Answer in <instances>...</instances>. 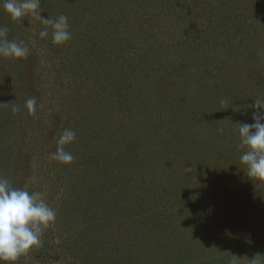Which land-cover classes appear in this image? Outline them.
Masks as SVG:
<instances>
[{"label": "rangeland", "instance_id": "obj_1", "mask_svg": "<svg viewBox=\"0 0 264 264\" xmlns=\"http://www.w3.org/2000/svg\"><path fill=\"white\" fill-rule=\"evenodd\" d=\"M40 8L68 18L69 41L54 44L50 27L41 39L40 21L0 7L4 39L29 50L0 56V178L56 211L42 247L16 264H160L169 252L162 264H264V182L247 177L238 134L264 115V0ZM65 129L76 133L68 165L51 158ZM122 167L136 174L130 212L109 204Z\"/></svg>", "mask_w": 264, "mask_h": 264}, {"label": "clouds", "instance_id": "obj_2", "mask_svg": "<svg viewBox=\"0 0 264 264\" xmlns=\"http://www.w3.org/2000/svg\"><path fill=\"white\" fill-rule=\"evenodd\" d=\"M0 7L12 20L32 16L40 21L45 26L39 32L41 39L49 35V27L52 29L54 44H63L71 39L68 18L63 15L56 19L43 18L40 0H0ZM6 35L7 29L0 27V56L26 58L29 50L23 42L8 41L4 39ZM35 106V98L26 100L25 108L29 112H34ZM254 107L264 110V101L257 99L254 101ZM16 111L18 109L13 108V112ZM252 119L251 124H239L240 147L246 149L240 156V164L244 166L251 181L254 179L264 182V115L254 113ZM75 138L74 131L65 129L51 158L65 165L71 164L74 156L65 151L64 146L74 142ZM55 219L56 211L48 205L43 193L30 194L27 190L13 188L7 179L0 178V264H16L21 256L42 247L44 230L52 225Z\"/></svg>", "mask_w": 264, "mask_h": 264}, {"label": "trees", "instance_id": "obj_3", "mask_svg": "<svg viewBox=\"0 0 264 264\" xmlns=\"http://www.w3.org/2000/svg\"><path fill=\"white\" fill-rule=\"evenodd\" d=\"M228 11H229V9H227V8H225V9H223L222 8V12L224 13V15H222V13H221V15H222V17L221 18H223V17H225V18H227V16H228ZM223 25H224V23H223ZM79 56H80V54H79ZM81 56H82V54H81ZM113 136H115V137H117L116 135H113ZM150 146V145H149ZM153 155V154H152ZM149 156V157H148ZM150 154L149 153H146L145 151L144 152H142V159H148L147 161H148V163L147 164H149L150 162L151 163H153L152 162V160H150ZM147 161H145V162H147ZM128 165H130L129 163H127ZM134 166H136V164L135 165H132L131 167H133V169H134ZM113 167H116L115 165H113ZM20 168H23V167H21L20 166ZM19 168V169H20ZM111 168V167H110ZM28 169V168H27ZM122 169V170H121ZM120 169V171H119V175H118V179H120V182H121V185H123L124 183H127L126 185H124V187L121 189V185L120 184H118V186H117V189L115 190V189H110V195H109V197L110 196H114L115 198L114 199H110L109 198V204L111 205V206H113V207H115V208H117L119 205H120V207L122 208V209H127L129 212L132 210L133 211V209H135L134 207L137 205H135L134 206V204H132L131 205V201H129V197L128 196H132V195H130L129 194V186H128V188L127 189H125L126 188V186L128 185V184H130V185H133L132 183H131V177L132 176H135L136 174H134L135 173V170H133V169H127V168H125V169H123V167ZM101 170H103V169H101ZM106 170H107V167H106ZM119 170V169H118ZM117 170V171H118ZM112 171H115V169L114 168H111L110 169V172H112ZM137 171V170H136ZM154 171H156V169L154 170ZM134 172V173H133ZM125 173H127L126 175L128 176V174L130 175V177H129V180L126 178V180H124V176H125ZM154 173V172H153ZM18 175H19V170H17L16 171V176L18 177ZM151 175V174H150ZM118 179H116V181L118 182ZM115 179H113V181H114ZM124 180V181H123ZM123 181V182H122ZM13 182H15V179H13ZM123 183V184H122ZM117 183H115V185H116ZM113 190V191H112ZM115 190V191H114ZM131 191V190H130ZM150 191H151V189H150ZM150 191L149 190H147L146 192H145V195L147 196V195H149L150 196ZM112 192H113V194H112ZM158 198V197H157ZM120 199H122V203H120V201H118V200H120ZM125 201H127V204H124V202ZM128 204H130V206H128ZM148 205V207H145V210H147L148 208H150V209H154L153 207H150V202L147 204ZM156 251H158V250H156ZM160 252V251H159ZM163 253V252H162ZM166 253H167V250H166ZM167 256L165 257V255L164 254H162L161 255V260L163 261V259H166V258H168V257H170L171 256V253L169 252L168 254H166ZM149 259V258H148ZM158 260V259H157ZM162 261H161V263L160 264H162ZM165 262H167V261H164V264H165ZM147 264H152V262H151V260H147ZM243 264H249L248 263V260H246Z\"/></svg>", "mask_w": 264, "mask_h": 264}]
</instances>
